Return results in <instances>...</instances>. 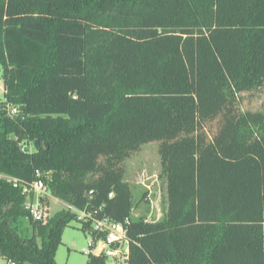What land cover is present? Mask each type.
<instances>
[{
  "label": "trees",
  "instance_id": "16d2710c",
  "mask_svg": "<svg viewBox=\"0 0 264 264\" xmlns=\"http://www.w3.org/2000/svg\"><path fill=\"white\" fill-rule=\"evenodd\" d=\"M0 70V173L123 223L125 264H264V0H0ZM151 141L166 207L149 219L123 176ZM26 198L0 177L2 260L56 264L91 221L33 219Z\"/></svg>",
  "mask_w": 264,
  "mask_h": 264
},
{
  "label": "rangeland",
  "instance_id": "374dc122",
  "mask_svg": "<svg viewBox=\"0 0 264 264\" xmlns=\"http://www.w3.org/2000/svg\"><path fill=\"white\" fill-rule=\"evenodd\" d=\"M2 86L3 82L0 70V98L3 97ZM262 99L263 96L256 97L251 95L243 101V106L260 109ZM160 174V157L156 141L142 144L139 151L131 154L126 159V170L123 177L132 188L137 204L132 209L134 216L140 213H145L149 219L161 218L163 216L166 207V182L165 178ZM36 193L44 199V205L49 215H52L63 207L62 201L51 196L47 189ZM90 238L91 236L82 230L79 221H71L64 229L61 243L57 246L54 255L56 264H86V254L90 250L96 251V247H89L88 242ZM106 264L125 263L120 258L108 256Z\"/></svg>",
  "mask_w": 264,
  "mask_h": 264
},
{
  "label": "built area",
  "instance_id": "2783aa9c",
  "mask_svg": "<svg viewBox=\"0 0 264 264\" xmlns=\"http://www.w3.org/2000/svg\"><path fill=\"white\" fill-rule=\"evenodd\" d=\"M7 109L10 115H14L17 113L16 106L8 105ZM0 177L6 178L11 181L13 187L21 188V193L27 197L25 208L29 210L30 215L33 219L40 220L47 216V209L41 202V197L36 193L46 189L44 181L42 179H36L30 182H22L19 178L2 173H0ZM31 192L35 194L33 200H31L29 197ZM62 204L63 207L69 208L72 211L76 212L77 219L91 221V226L88 229V233H91L92 236L90 235L91 238L88 244L90 248L96 247V251L94 253H101L107 257L111 256L120 258L121 261L125 263L128 253V239L123 223L115 222L108 217L96 218L92 212L76 210V208L67 205L64 202H62ZM0 264H7L2 260L1 254Z\"/></svg>",
  "mask_w": 264,
  "mask_h": 264
},
{
  "label": "water",
  "instance_id": "95a60500",
  "mask_svg": "<svg viewBox=\"0 0 264 264\" xmlns=\"http://www.w3.org/2000/svg\"><path fill=\"white\" fill-rule=\"evenodd\" d=\"M33 146L37 150L39 148V141L38 140H34L33 141Z\"/></svg>",
  "mask_w": 264,
  "mask_h": 264
},
{
  "label": "crops",
  "instance_id": "0c3cea01",
  "mask_svg": "<svg viewBox=\"0 0 264 264\" xmlns=\"http://www.w3.org/2000/svg\"><path fill=\"white\" fill-rule=\"evenodd\" d=\"M2 88H3V86H2Z\"/></svg>",
  "mask_w": 264,
  "mask_h": 264
}]
</instances>
